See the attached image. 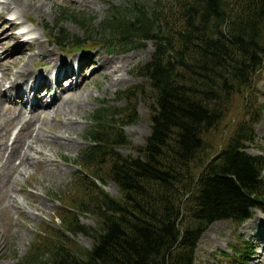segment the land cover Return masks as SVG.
Returning a JSON list of instances; mask_svg holds the SVG:
<instances>
[{"label": "trees", "instance_id": "1", "mask_svg": "<svg viewBox=\"0 0 264 264\" xmlns=\"http://www.w3.org/2000/svg\"><path fill=\"white\" fill-rule=\"evenodd\" d=\"M60 12L99 42L127 50L150 41L153 48L137 67L146 86L116 90L114 100L125 102L120 110L101 101L90 112L88 144L71 180L84 194L63 204L58 227L34 233L15 264H193L209 223L264 212L263 157L243 144L254 136L253 105L251 119L212 154L206 136L264 60V0H127L109 4L97 30L83 12ZM47 32L61 48L79 47L62 25ZM143 93L149 131L133 154H122L121 126L136 119L133 105ZM105 179L117 197L101 188ZM83 212L93 215V227L79 224ZM77 233L91 237L88 248L71 243Z\"/></svg>", "mask_w": 264, "mask_h": 264}, {"label": "rangeland", "instance_id": "2", "mask_svg": "<svg viewBox=\"0 0 264 264\" xmlns=\"http://www.w3.org/2000/svg\"><path fill=\"white\" fill-rule=\"evenodd\" d=\"M126 1L92 0V3L80 4L71 2V0H30L32 3L37 2L36 4L42 5L40 13L27 11L26 18L24 15H18V18L14 19L17 10L12 8L4 14L6 18L17 20L22 23L23 28L29 29V33L19 35L18 38L16 37L17 39L13 38V35L19 31V28L10 29V25L7 23H5L7 25H3L1 23L3 19H0V33H3L0 39V42H3L2 45L0 44V65H2L0 66V93H5L8 96V99L3 97L0 99V133L3 134H1L2 141L5 143L10 144L18 130L19 124L15 118L17 114L19 112L27 114L30 107V104L24 100H22L24 101L22 105L20 103L21 99L14 96V90L10 88L16 71L20 69L21 62L26 58L27 53L20 54L18 49H8L12 48L15 42H18V39L30 43L34 47L31 39L36 37L47 48L52 49L56 56L64 61L65 66H68L69 62L74 63V60L71 59L72 56L80 55L84 59L89 57L78 68L76 91L75 89L66 91L68 88L54 89L58 102L61 103L69 100L76 102L82 92L88 94L85 103L83 102L84 106L79 109L78 114H69L68 116V118L76 121L72 128L61 134L62 139L63 137L65 140L68 138L70 142L36 145L35 150L32 149L27 153L30 158L25 163L26 167H23L26 171L23 175L18 176L17 182L11 181L10 178L15 175L11 176L12 173L9 175V181L5 177L0 181V264H15L21 261L24 251L33 240L34 233L44 226L58 227L59 222L61 224L59 216L63 210V204L70 205L72 198L78 199L79 194H84L79 187H75L74 181L71 180L74 179L76 174V166L74 165L76 155L80 148L88 144V140L83 137V131L89 124L90 112L101 104V101L114 106V110H120L125 102L114 100L116 90L125 87L140 89L141 86H146L144 82L146 80L140 73L138 74L137 67L149 58L153 48L150 41L143 42L141 46L120 50L114 44L99 42L94 36L89 38L76 23L68 19V15L60 12V8L83 12L85 15L91 16L93 30H97L98 22L103 18L109 4L121 5L126 4ZM58 19H61V21L56 22ZM55 24L62 25L65 31L68 32L69 42L75 36L80 41L79 47L74 49L71 44H67L61 48L52 39L50 41L47 38V30ZM7 51L9 54L20 55L21 60L11 62L9 69L4 71L3 65L9 59L6 57ZM102 55L114 58L122 56L125 59V68L120 69L118 72L122 73L123 81H120V83L110 82L108 78L110 74L103 73L102 69L97 71L94 68L95 62ZM53 62H49L42 55L31 57L26 64L30 77L28 75L27 78H17L16 86L26 87L30 84V80L39 74H44L48 79L51 78L53 76ZM117 64H121V62H117ZM25 78L27 83L23 82ZM65 82V80H62L61 85H65ZM42 87L39 86L37 91L42 95L44 94L43 98L47 99L52 91L43 92ZM85 93L83 94L86 95ZM145 94H148V92H145ZM145 94L136 96L133 105L134 112L131 114L132 116L135 115L136 119L121 126L122 138L126 141L118 147V151L122 154H133L134 147L143 143L144 137L149 131V109L147 106L149 101ZM230 100L229 111L217 127L209 130L206 135L208 142L211 144L209 153L216 152L223 139L227 138L233 130H237V127L246 120L249 121L248 118L251 119L249 109L252 104V110L256 109L252 113L255 120L251 121L253 122L251 126L254 136L251 143L245 141L243 144L245 150L249 153L260 154L263 157L260 176L264 181V60L253 74L251 85L247 89L243 88L241 92L233 94ZM53 115V113H50V118ZM54 124L52 121L50 125L43 127V129L60 133L58 129L52 130ZM45 133L46 136L52 135L48 132ZM18 159L14 158L13 162L17 164ZM101 188L114 197L118 196L117 187L111 180L105 179ZM77 220L79 224L94 226V217L90 212L79 214ZM69 238L73 245L80 247L88 248L92 242L90 236L81 233L73 236L69 235ZM262 246H264V212L261 209L252 208L250 216L240 223L228 219H219L209 223L197 240L193 264H236L237 259L242 260L240 264H264V249L261 252ZM239 250L242 255H239Z\"/></svg>", "mask_w": 264, "mask_h": 264}, {"label": "bare ground", "instance_id": "3", "mask_svg": "<svg viewBox=\"0 0 264 264\" xmlns=\"http://www.w3.org/2000/svg\"><path fill=\"white\" fill-rule=\"evenodd\" d=\"M48 1H51V0H48ZM91 1L92 0H71V2H78L80 4H89ZM36 3L30 2V0H25V1L24 0H3V1L0 0V6H1L0 19H3L1 23L3 25H7V24L10 25V29H13L16 27L19 28V31L13 35V38H16V37L18 38L19 35H24V34L26 35L27 33H29V29L23 28V26L21 25L22 23L14 19L18 18V15H22V16L24 15L26 18L25 14L27 11H30L32 13H40L42 5L36 4ZM12 8L16 9L17 12H20V13H17V12L15 13V18L13 20H11L10 18H6L4 16V14ZM2 34L3 33H0V39H1ZM32 40H33L32 44L34 45V47L31 46L30 43H27L21 40L19 41L18 39V42H15L13 47L8 49V50L18 49L20 54L27 53L26 58L22 60L21 62L22 65H20L19 67L20 69L16 71V74L11 82L10 88H13L14 96H17L21 99L20 103L22 105L24 101H26L30 104V107H29L27 114H23L19 112L17 116L15 117L17 119L16 121L19 124V127L10 144L2 141L3 134L0 133V181L3 179V177L8 179L11 173H12L11 176L15 174L12 178H10L11 181H16L18 176L23 175L26 171V170L24 171L23 167H26L25 163L28 162L29 161L28 159L30 158V155H27V153H29V151H31L32 149L35 150L36 145L38 146L42 143L48 144V143H53V142L69 143L70 142L68 141L69 139L67 138L65 140L64 137L62 139L61 134L64 131L68 130L69 128H72V126L74 125L76 121L71 118H68V116L69 114L71 115L78 114L79 109H81L84 106L85 98L88 95L87 93L82 92L81 95L77 98L76 102L69 100V101H62L61 103V102H58V98H57V95L55 94L54 89L55 88H68L66 91L68 90L71 91L72 89H75L76 91L77 89L76 81H77V76L79 75L78 68H80L84 64V61L89 59V57H85L84 59V58H81L80 55L72 56L73 58L76 59L77 65L75 68H72L73 67L72 64L68 65L69 66L68 67V66H65L63 64L64 61H62L60 57L56 56V54L53 52L52 49L47 48L44 43L39 41L36 37H32L31 41ZM0 44L2 45L3 42H0ZM57 49L59 50V48ZM13 54L8 53L6 55V57H8L9 59H7L5 64L3 65L4 71L9 69L11 62L13 61L15 62L18 59L21 60L20 55H16V54L13 55ZM36 55L44 56L49 62L54 61L53 62L54 66L52 68L53 76H51V78L48 79L44 74H39L35 76L34 78H32L30 80V84H28L26 87L24 88L17 87L16 86L17 78L19 79L24 78V77L27 78L28 75L30 77V72L29 70L26 69V64L28 60L31 59V57L36 56ZM117 62H121V64H117ZM94 68L97 69V71L102 69L103 73L110 74V76L108 77L110 79V82L120 83V81L124 80L123 75H121L122 73H118L120 69L125 68V59L122 58V56L118 58H114L112 56L107 57L105 55L99 56L98 61H96L94 64ZM8 75L6 76V78L8 77ZM26 78L23 80L24 83H27ZM62 80L66 81L65 85H61ZM39 86H43L42 87L43 92L47 93V92L52 91L51 93H49V96L47 99L43 98L44 94L42 95L41 93L37 91ZM83 93H85L86 95H84ZM1 97H3L4 99H8V96L5 93L4 94L0 93V99ZM22 105H20V107H22ZM50 113L54 114L51 118L49 116ZM52 121L55 123L54 126L52 127V130L58 129L60 133L50 132L49 130L45 131L43 129V127L50 125ZM45 132L51 133L52 135L46 136ZM47 137H50V138L48 139ZM14 158H19L17 164L13 162ZM22 162H24L23 165H21ZM10 179H8V181ZM263 249H264V246H262L261 252ZM261 252L260 254H262Z\"/></svg>", "mask_w": 264, "mask_h": 264}]
</instances>
